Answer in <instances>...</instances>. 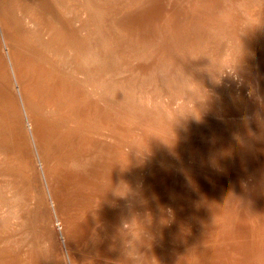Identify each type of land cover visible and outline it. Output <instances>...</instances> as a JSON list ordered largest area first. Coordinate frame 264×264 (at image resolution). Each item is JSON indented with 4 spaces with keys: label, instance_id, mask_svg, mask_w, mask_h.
<instances>
[{
    "label": "rangeland",
    "instance_id": "1",
    "mask_svg": "<svg viewBox=\"0 0 264 264\" xmlns=\"http://www.w3.org/2000/svg\"><path fill=\"white\" fill-rule=\"evenodd\" d=\"M198 1L0 0V264H264V0Z\"/></svg>",
    "mask_w": 264,
    "mask_h": 264
},
{
    "label": "bare ground",
    "instance_id": "2",
    "mask_svg": "<svg viewBox=\"0 0 264 264\" xmlns=\"http://www.w3.org/2000/svg\"><path fill=\"white\" fill-rule=\"evenodd\" d=\"M21 1H22V0H21ZM185 1H186V0H185ZM199 1H200V0H199ZM199 1H198V2H199ZM214 1H215V0H214ZM218 1L220 2V0H218ZM228 1H229V0H228ZM207 2H208V0H207ZM236 2H237V1H236ZM18 3H19V2H18ZM188 3H189V2H188ZM231 3H232V2H231ZM190 4H191V3H190ZM199 4H200V3H199ZM201 4H202V3H201ZM220 4H221V3H220ZM225 4H226V3H225ZM228 4H229V3H228ZM234 4H235V3H234ZM184 5H186V4H184ZM184 5H182V6H184ZM218 5H219V4H218ZM209 6H210V5H209ZM233 6H234V5H233ZM25 7H26V6H25ZM185 7H186V6H185ZM202 7H203V6H202ZM207 7H208V6H207ZM225 7H226V6H225ZM22 8H23V5H22ZM123 8H124V7H123ZM186 8H187V7H186ZM205 8H206V7H205ZM229 8H230V7H229ZM234 8H235V7H234ZM17 9H18V8H17ZM127 9H128V8H127ZM15 10H16V7H15ZM120 10H121V8H120ZM157 10H158V9H157ZM157 10H156V11H157ZM181 10H182V9H181ZM194 10H195V9H194ZM209 10H210V9H209ZM28 11H29V10H28ZM226 11H227V10H226ZM236 11H237V10H236ZM31 12H32V11H31ZM192 12H193V11H192ZM192 12H191V14H192ZM196 12H197V11H196ZM201 12H203V11L201 10ZM218 12H219V11H218ZM17 13H18V12H17ZM29 13H30V11H29ZM180 13H181V12H180ZM198 13H199V11H198ZM213 13H214V12H213ZM216 13H217V11H216ZM225 13H226V12H225ZM225 13H224V15H225ZM241 13H242V12H241ZM15 14H16V13H15ZM18 14H19V13H18ZM26 14H27V13H26ZM191 14H190V15H191ZM200 14H202V13H200ZM204 14H205V13H204ZM209 14H210V13H209ZM196 15L198 16V14H196ZM215 15H216V14H215ZM217 15H218V14H217ZM224 15H223V14L221 15V13H220V17H223ZM19 16H20V15H19ZM165 16H166V15H165ZM192 16H193V15H192ZM227 16H230V14L227 15ZM190 17H191V16H190ZM220 17H219V18H220ZM225 17H226V15H225ZM231 17H233V16L231 15ZM20 18H23V17L21 16ZM159 18H160V17H159ZM160 19H161V18H160ZM165 19H166V18H165ZM189 19H190V18H189ZM217 19H218V17H217ZM221 19H222V18H221ZM221 19H220V20H221ZM225 19H226V18H225ZM234 19H235V18H234ZM23 20H24V19H23ZM34 20L36 21V17H35ZM194 20H195V18H194ZM215 20H216V18H215ZM218 20H219V19H218ZM223 20H224V18H223ZM3 21H4V20H3ZM196 21H197V20H196ZM226 21H228V20H226ZM23 22H24V21H23ZM30 22H31V21H30ZM187 22H188V21H187ZM213 22H214V20H213ZM213 22H212V23H213ZM218 22H219V21H218ZM218 22H217V23L215 22V24H219V23H221V22H219V23H218ZM228 22H229V21H228ZM235 22H236V21H235ZM248 22H249V21H248ZM20 23H21V22H20ZM77 23H78V22H77ZM81 23H82V22H81ZM154 23H155V22H154ZM169 23H170V22H169ZM223 23H224V22H222V24H223ZM225 23H226V22H225ZM31 24H32V23H31ZM31 24H30L29 26H31ZM186 24H187V23H186ZM229 24H230V23H229ZM24 25H25V24H24ZM26 25H27V24H26ZM41 25H43V24H41ZM80 25H81V24H80ZM190 25H191V24H190ZM195 25H196V24H195ZM227 25H228V23H227ZM186 26H187V25H186ZM188 26H189V25H188ZM196 26H197V25H196ZM215 26H218V25H215ZM220 26H221V25H220ZM33 27H34V26H33ZM127 27H128V26H127ZM178 27H179V26H178ZM191 27H192V26H191ZM194 27H195V26H194ZM202 27H203V26H202ZM222 27H223V25H222ZM224 27H227V26H224ZM24 28H25V27H24ZM40 28H41V27H40ZM44 28H45V26H44ZM119 28H120V27H119ZM162 28H163V27H162ZM185 28H188V27H185ZM197 28H198V27H197ZM3 29H4V28H3ZM6 29H7V28H6ZM54 29H55V28L53 27V30H54ZM226 29H227V28H226ZM226 29H225V30H226ZM31 30H32V29H31ZM40 30H42V28H41ZM79 30H80V29H79ZM157 30H158V29H157ZM157 30H156V31H157ZM177 30H178V29H177ZM177 30H176V31H177ZM182 30H183V29H182ZM185 30L187 31V29H185ZM194 30H195V29H194ZM206 30H207V29H206ZM229 30H230V29H229ZM4 31H5V30H4ZM10 31H11V30H10ZM33 31H34V30H33ZM47 31H48V28H47ZM188 31H189V30H188ZM197 31H198V30H197ZM219 31H220V30H219ZM7 32H8V31H7ZM34 32H35V31H34ZM38 32H39V31H38ZM53 32H54V31H53ZM83 32H84V31H83ZM165 32H166V31H165ZM180 32H181V31H180ZM189 32H190V31H189ZM203 32H205V31H203ZM206 32H208V31H206ZM213 32H214V31H213ZM12 33H13V32H12ZM36 33H37V32H36ZM43 33H44V32H43ZM175 33H176V32H175ZM177 33H178V31H177ZM177 33H176V34H177ZM190 33H191V32H190ZM192 33H193V32H192ZM225 33H226V32H225ZM30 34H31V33H30ZM33 34H34V33H32V35H33ZM125 34H127V33H125ZM157 34H158V33H157ZM172 34H174V33L172 32ZM180 34H181V33H180ZM182 34H184L183 31H182ZM188 34H189V33H188ZM226 34H227V33H226ZM229 34H230V33H229ZM236 34H237V33H236ZM42 35H43V34H42ZM53 35H54V34H53ZM155 35H156V34H155ZM178 35H179V33H178ZM189 35H190V34H189ZM191 35H192V34H191ZM227 35H228V34H227ZM227 35H226V37H227ZM230 35H231V34H230ZM232 35H233V34H232ZM240 35H241V34H240ZM162 36H163V35H162ZM171 36H173V35H171ZM176 36H177V35H176ZM192 36H193V35H192ZM28 37H29V36H28ZM39 37H41V36H39ZM43 37H44V36H43ZM57 37H58V36H57ZM151 37H152V36H151ZM180 37H181V36H180ZM236 37H237V36H236ZM34 38H36V36H35ZM37 38H38V37H37ZM53 38H55V37H53ZM137 38H138V37H137ZM147 38H148V37H147ZM201 38H202V37H201ZM25 39H26V38H25ZM56 39H57V38H56ZM143 39H144V38H143ZM163 39H164V38H163ZM174 39H175V38H174ZM187 39H188V38H187ZM191 39H192V38H191ZM206 39H207V38H206ZM51 40H52V39H51ZM62 40H63V39H62ZM121 40H122V39H121ZM138 40H139V39H138ZM189 40H190V39H189ZM38 41H39V40H38ZM52 41H53V40H52ZM56 41L58 42V40H56ZM56 41H55V42H56ZM182 41H183V40H182ZM190 41H192V40H190ZM10 42H11V41H10ZM53 42H54V41H53ZM62 42L64 43V41H62ZM62 42H61V43H62ZM71 42H73V41H71ZM144 42H146V41H144ZM193 42H194V41H193ZM235 42H236V41H234V43H235ZM28 43H29V42H28ZM34 43H35V42H34ZM40 43H41V42H40ZM66 43H68V42H66ZM132 43H133V42H132ZM180 43H181V42H180ZM189 43H190V42H189ZM13 44H14V43H13ZM52 44H53V43H52ZM181 44H182V43H181ZM8 45H9V43H8ZM66 45H67V44H66ZM191 45H192V44H191ZM191 45H190V47H191ZM40 46H41V45H40ZM193 46H194V45H193ZM235 46H236V44H235ZM14 47H15V46H14ZM52 47H53V46H52ZM72 47H73V46H72ZM48 48H49V47H48ZM66 48H67V47H66ZM76 48H77V47H76ZM201 48H202V47H201ZM15 49H16V48H15ZM18 49H19V48H18ZM71 49H72V48H71ZM130 49H131V48H130ZM55 50H56V49H54L53 52H54ZM142 50H143V49H142ZM183 50H184V49H183ZM189 50H190V49H189ZM48 51H49V49H47V52H48ZM74 51H75V50H74ZM162 51H163V50H162ZM177 51H179V50H177ZM194 51H195V49H194ZM16 52H17V51H16ZM45 52H46V50H45ZM55 54H56V53H55ZM52 55H53V54H52ZM60 55H61V54H60ZM69 55H70V54H69ZM188 55H189V54H188ZM77 56H78V55H77ZM184 56H185V55H184ZM227 56H228V55H227ZM16 57H17V56H16ZM47 57H48V56H47ZM57 57H58V56H57ZM68 57H69V56H68ZM136 57H137V56H136ZM59 58H60V57H59ZM61 58H62V56H61ZM140 58H141V57H140ZM169 58H170V57H169ZM56 59H57V58H56ZM56 59H55V60H56ZM67 59H69V58H67ZM221 60H222V59H221ZM1 61H2V60H1ZM28 61H29V60H28ZM66 61H67V60H66ZM66 61H64V63H65ZM195 61H196V60H195ZM54 62L56 63V61H54ZM69 62H70V61H69ZM164 62H165V61H164ZM219 62H220V61H219ZM1 63H2V62H1ZM14 63H15V62H14ZM19 63H20V62H19ZM45 63H46V62H45ZM104 63H105V62H104ZM34 64H35V63H34ZM56 64H57V63H56ZM70 64H71V63H70ZM70 64H69V65H70ZM176 64H177V63H176ZM185 64H186V63H185ZM0 65H1V64H0ZM15 65H17V64H15ZM95 65H96V64H95ZM99 65H100V64H99ZM13 66H14V65H13ZM25 66H26V65H25ZM107 66H108V65H107ZM3 67H4V66H3ZM3 67H2V68H3ZM221 67H222V66H221ZM23 68H24V67H23ZM62 68H63V67H62ZM66 68H67V67H66ZM189 68H190V67H189ZM217 68H218V67H217ZM224 68H225V67H224ZM14 69H15V68H14ZM55 69H56V68H55ZM88 69H89V67H88ZM40 70H41V69H40ZM73 70H74V69H73ZM91 70H92V69H91ZM0 71H1V70H0ZM57 71H58V70H57ZM64 71H65V70H64ZM66 71H67V69H66ZM66 71H65V74H66ZM68 71H69V70H68ZM68 71H67V72H68ZM78 71H79V70H78ZM224 71H225V70H224ZM49 72H50V71H49ZM70 72H71V71H70ZM73 72H74V71H73ZM75 72H76V71H75ZM169 72H170V71H169ZM47 73H48V72H47ZM79 73H80V72H79ZM56 74H58V73H56ZM68 74H69V73H68ZM68 74H67V75H68ZM77 74H78V73H77ZM77 74H76V75H77ZM80 74H81V73H80ZM8 75H9V74H8ZM61 75H62V74H61ZM74 76H75V75H74ZM67 77H68V76H67ZM79 77H80V76H79ZM137 77H138V76H137ZM9 78H10V77H9ZM76 78H77V77H76ZM82 78H83V77H82ZM102 78H103V77H102ZM77 79H78V78H77ZM69 80H70V79H69ZM75 81H76V80H75ZM61 82H62V80H61ZM70 82H71V81H70ZM80 82H81V81H80ZM86 82H88V81L86 80ZM59 83H60V82H59ZM128 83H129V82H128ZM20 84H21V83H20ZM38 84H39V83H38ZM45 84H46V83H45ZM78 84H79V83H78ZM80 84H81V83H80ZM83 84H84V82H83ZM183 84H184V83H183ZM4 85H5V84H4ZM39 85H40V84H39ZM56 85H58V84H56ZM61 85H62V83H61ZM63 85H64V84H63ZM70 85H71V84H70ZM35 86H36V85H35ZM40 86H41V85H40ZM84 86H85V85H84ZM100 86H101V85H100ZM120 86H121V85H120ZM7 87H8V86H7ZM66 87H67V86H66ZM66 87H65V88H66ZM88 87H89V86H88ZM105 87H106V86H105ZM122 87H123V86H122ZM72 88H73V87H72ZM221 88H222V87H221ZM6 89H7V88H6ZM23 89H24V88H23ZM79 89H80V88H79ZM110 89H111V88H110ZM118 89H119V88H118ZM43 90H44V88H43ZM107 90H108V89H107ZM112 90H113V89H112ZM40 91H41V90H40ZM70 91H72V90H70ZM86 91H87V90H86ZM182 91H183V90H182ZM0 92H1V91H0ZM28 92H29V91H28ZM31 92H32V91H31ZM31 92H30V93H31ZM49 92H50V90H49ZM2 93H3V92H2ZM11 93H12V92H11ZM22 93H23V92H22ZM72 93H73V92H72ZM89 93H90V92H89ZM12 94H13V93H12ZM12 94H11V95H12ZM31 94H33V93H31ZM33 95H34V94H33ZM73 95H75V94H73ZM31 96H32V95H31ZM37 96H38V95H37ZM5 97H6V96H5ZM25 97H26V96H25ZM97 97H98V96H97ZM57 98H58V97H57ZM62 98H63V97H62ZM73 98H74V97H73ZM73 98H72V99H73ZM99 98H100V97H99ZM33 99H34V98H33ZM54 99H55V98H54ZM63 99H64V98H63ZM97 99H98V98H97ZM9 100H10V99H9ZM14 100H15V99H14ZM24 100H25V98H24ZM67 100H68V99H67ZM69 100H70V99H69ZM88 100H89V98H88ZM98 100H99V99H98ZM76 101H78V100H76ZM76 101H74V102H76ZM85 101H86V100H85ZM89 101H90V100H89ZM105 101H106V100H105ZM7 102H8V100H7ZM29 102H30V101H29ZM68 102H69V101H68ZM74 102H73V103H74ZM35 103H36V102H35ZM63 103H64V102H63ZM77 103H78V102H77ZM91 103H92V102H91ZM64 104H67V102L64 103ZM68 104H69V103H68ZM68 104H67V105H68ZM74 104H75V103H74ZM1 105H2V104H1ZM3 105H4V103H3ZM67 105H66V106H67ZM69 105H70V104H69ZM79 105H80V104H79ZM48 106H49V105H48ZM58 106H59V105H58ZM63 106H64V105H63ZM50 107H51V106H50ZM54 107H55V106H54ZM61 107H62V106H61ZM70 107H71V106H70ZM70 107H69V108H70ZM90 107H91V106H90ZM51 108H52V107H51ZM63 108H64V107H63ZM74 108H75V107H74ZM39 109H40V108H39ZM56 109H57V108H56ZM59 109H60V108H59ZM66 109H67V108H66ZM72 109H73V108H72ZM79 109H80V108H79ZM86 109H87V108H86ZM86 109H85V110H86ZM11 110H12V109H11ZM32 110H33V109H32ZM67 110H68V109H67ZM70 110H71V109H70ZM74 110H75V109H74ZM77 110H78V109H77ZM81 110H82V109H81ZM90 110H92V109H90ZM90 110H88V112H87V111H86V112L89 113ZM13 111H14V110H13ZM75 111H76V110H75ZM79 111H80V110H79ZM82 111H83V110H82ZM82 111H81V112H82ZM98 111H99V110H98ZM5 112H6V109H5ZM8 112H9V111H8ZM11 112H12V111H11ZM28 112H29V111H28ZM36 112H37V111H36ZM64 112H65V110H64ZM64 112H63V113H64ZM77 112H78V111H77ZM84 112H85V111H84ZM84 112H83V113H84ZM86 112H85V114H86V116H87V113H86ZM34 113H35V112H34ZM60 113H61V109H60ZM72 113H73V112H72ZM75 113H76V112H75ZM7 114H8V113H7ZM17 114H18V113H17ZM85 114H84V115H85ZM90 114H92L91 111H90ZM90 114H89V115H90ZM9 115H10V114H9ZM52 115H53V114H52ZM55 115H56V114H55ZM57 115H58V114H57ZM64 115H65V113H64ZM67 115H68V114H67ZM67 115H66V117H67ZM69 115H70V112H69ZM69 115H68V116H69ZM75 115H76V114H75ZM77 115H78V114H77ZM80 115H81V114H80ZM101 115H102V114H101ZM2 116H3V115H2ZM30 117H31V116H30ZM52 117H53V116H52ZM79 117H80V116H78V118H79ZM82 117H83V115H82ZM101 117H102V116H101ZM103 117H104V116H103ZM1 118H2V117H1ZM5 118H6V117H5ZM36 118H37V117H36ZM70 118H71V117H70ZM107 118H108V117H107ZM6 120H7V119H6ZM64 120H65V119H64ZM69 120H70V119H69ZM90 120H91V119H90ZM52 121H53V120H52ZM59 121H60V120H59ZM2 122H3V121H2ZM7 122H8V121H7ZM61 122H62V121H61ZM5 123H6V121H5ZM63 123H64V122H63ZM72 123H74V122H72ZM77 123H78V122H77ZM82 123H83V122H82ZM93 123H94V122H93ZM102 123H103V122H102ZM57 124H59V123H57ZM69 124H70V123H69ZM74 124H75V123H74ZM80 124H81V123H80ZM100 124H101V123H100ZM0 125H1V124H0ZM8 125L10 126V124H8ZM8 125H7V126H8ZM53 125H54V124H53ZM64 125H65V124H64ZM76 125H78V124H75V126H74L75 128L77 127ZM87 125H88V124H87ZM5 126H6V125H5ZM55 126H56V125H55ZM66 126H67V125H66ZM82 126H83V125H82ZM84 126H85V125H84ZM93 126H94V125H93ZM102 126H103V125H102ZM61 127H63V126H61ZM88 127H89V126H88ZM95 127L97 128V126H95ZM0 128H1V127H0ZM57 128H58V127H57ZM75 128H74V129H75ZM12 129H13V128H12ZM68 129H69V128H68ZM77 129H78V128H77ZM94 129H95V128H94ZM105 129H106V128H105ZM7 130H8V129H7ZM55 130H56V128H55ZM58 130H59V129H58ZM70 130H71V128H70ZM70 130H69V131H70ZM78 130H81V128H79ZM78 130H77V131H78ZM87 130H89V129H87ZM17 131H19V130H17ZM62 131H63V130H62ZM71 131H73V129H72ZM82 131H83V130H82ZM97 131H98V130H97ZM101 131L103 132V130H101ZM14 132H15V131H14ZM87 132H88V131H87ZM108 132H109V131H108ZM74 133H75V132H74ZM79 133H80V131H79ZM84 133H86V131H85ZM84 133H83V136H84ZM97 133H98V132H97ZM20 134H21V133H20ZM47 134H48V133H47ZM51 134H53V133L51 132ZM51 134H50V135H51ZM77 134H78V133H77ZM11 135H12V134H11ZM66 135H67V134H66ZM72 135H73V134H72ZM78 135H79V134H78ZM81 135H82V134H81ZM87 135H88V133H87ZM90 135H91V134H90ZM1 136H2V135H1ZM1 136H0V137H1ZM16 136H17V135H16ZM47 136H48V135H47ZM88 136H89V135H88ZM93 136H94V134H93ZM95 136H96V135H95ZM97 136H99V135H97ZM102 136H103V135H102ZM68 137H70V136H68ZM73 137H74V136H72V139H73ZM80 137H81V136H80ZM86 137H87V136H86ZM90 137H91V136H90ZM90 137H89V138H90ZM104 137H105V136H104ZM114 137H115V136H114ZM48 138H49V137H48ZM63 138H64V137H62V140H63ZM74 138H75V137H74ZM76 138H78V137H76ZM59 139H60V138H59ZM69 139H70V138H68L67 140H69ZM101 139H102V138H101ZM104 139H105V138H104ZM56 140H58V139H56ZM62 140H61V142H63ZM76 140H77V139H76ZM81 140H83V138H82ZM88 140H89V139H88ZM98 140H99V138H98ZM79 141H80V139H79ZM92 141H93V139H92ZM117 141H118V140H117ZM64 142H65V141H64ZM67 142H68V141H67ZM71 142H72V141H71ZM110 142H111V141H110ZM220 142H221V141H220ZM52 143H53V142H52ZM58 143H59V140H58ZM77 143H79V142H77ZM82 143H83V142H82ZM82 143H81V144H82ZM85 143H86V142H85ZM88 143H89V141H88ZM216 143H217V142H216ZM0 144H2V142H1ZM21 144H22V143H21ZM69 144H70V143H69ZM73 144H74V143H73ZM73 144H72V145H73ZM93 144H94V143H93ZM108 144H109V143H108ZM7 145H8V144H7ZM16 145H18V144H16ZM42 145H43V144H42ZM57 145H58V144H57ZM70 145H71V144H70ZM72 145H71V146H72ZM89 145H90V144H89ZM96 145H97V144H96ZM1 146H2V145H0V147H1ZM82 146H83V145H82ZM2 147H3V146H2ZM85 147H86V146H85ZM56 148H57V147H56ZM2 149H3V148H2ZM2 149H1V150H2ZM42 149H43V148H42ZM84 149H85V148H84ZM95 149H96V147H95ZM4 150H5V148H4ZM59 150H60V149H59ZM5 151H6V150H5ZM5 151H1V152H5ZM43 151H44V150H43ZM60 151H61V150H60ZM1 152H0V153H1ZM82 152L85 153L84 151H82ZM86 152H87V151H86ZM5 153H6V152H5ZM9 153H10V151L8 152V154H9ZM91 153H92V152H91ZM8 154H7V155H8ZM50 154H51V153H50ZM55 154H56V153H55ZM70 154H71V153H70ZM85 154H86V153H85ZM56 155H57V154H56ZM67 155H68V154H67ZM1 156H2V155H1ZM3 156H4V155H3ZM48 156H49V155H48ZM54 156H55V155H54ZM54 156H53V157H54ZM61 156H63V155H61ZM64 156H65V155H64ZM8 157H9V156H8ZM8 157H7V158H8ZM55 157H56V156H55ZM2 158H3V157H2ZM2 158H0V159H2ZM9 158H10V157H9ZM57 159H58V158H57ZM70 159H71V158H70ZM7 160H9V159H7ZM12 160H13V159H12ZM12 160H11V161H12ZM25 160H26V159H25ZM9 161H10V160H9ZM11 161H10V163H11ZM20 161H21V160H20ZM4 162H5V161H4ZM6 163H7V162H6ZM56 165H57V164H56ZM67 165H68V164H67ZM8 166H9V165L7 164V167H8ZM10 166H11V165H10ZM10 166H9V167H10ZM22 166H23V165H22ZM12 167H13V166H12ZM12 167H11V168H12ZM57 167H58V166H57ZM0 168H1V167H0ZM11 168H10V170H11ZM22 169H23V168H22ZM54 169H55V168H54ZM120 169H121V168H120ZM12 170H13V169H12ZM15 170H16V169H15ZM56 170H57V169H56ZM59 170H60V168H59ZM3 171H4V170H3ZM5 171H6V170H5ZM5 171H4V173H7V174L9 173V172H5ZM7 171H8V170H7ZM47 171H48V170H47ZM1 172H2V169H1ZM12 172H13V171H12ZM14 172H15V171H14ZM14 172H13V174H15ZM16 172H17V171H16ZM4 173H2V176L6 175V174H4ZM0 174H1V173H0ZM3 174H4V175H3ZM130 174H131V173H130ZM9 175H10V173H9ZM18 175H19V174H18ZM18 175H15L14 178H16V176H18ZM0 176H1V175H0ZM11 176H13V175H11ZM26 176H27V175H26ZM29 176H30V175H29ZM19 177L21 178L20 175H19ZM23 177H24V176H23ZM63 177H64V176H63ZM3 178H4V177H3ZM6 178H7V177H6ZM12 178H13V177H12ZM12 178H11V179H12ZM17 178H18V177H17ZM25 178L27 179L28 177H25ZM1 179H2V178H1ZM8 179H9V178H8ZM29 179H30V178H29ZM4 180H5V179H4ZM131 180H132V179H131ZM5 181H6V180H5ZM5 181H3V182L5 183ZM27 181H28V180H27ZM30 181H31V180H30ZM0 182H1V181H0ZM6 182H7V181H6ZM8 182H9V181H8ZM8 182H7V183H8ZM28 183H29V182H28ZM13 184H14V183H13ZM5 185H6V184H5ZM7 185H8V184H7ZM17 185H18V184H17ZM27 185H28V184H27ZM0 186H1V185H0ZM2 186H3V184H2ZM10 186H11V184H10ZM10 186H9V187H10ZM13 186H14V185H13ZM13 186H12V187H13ZM21 186H22V185H21ZM29 186H30V185H29ZM29 186H28V187H29ZM3 187H5V186H3ZM6 187H7V186H6ZM14 187H15V186H14ZM14 187H13V188H14ZM85 187H86V186H85ZM128 187H129V186H128ZM10 188H11V187H10ZM11 189H12V188H11ZM14 189H15V188H14ZM33 189H34V188H33ZM19 190H20V189H19ZM22 190H23V189H22ZM132 190H134V189H132ZM26 191H27V188H25V192H26ZM31 191H32V190H31ZM18 192H19V191H18ZM20 192H21V191H20ZM76 192H77V191H76ZM107 192H108V191H107ZM132 192H134V191H132ZM30 193L32 194V192H30ZM30 193H29V191H28V194H30ZM33 193H35V192H33ZM134 193H135V192H134ZM31 194H30L29 196H31ZM88 194H89V193H88ZM26 195H27V193H26ZM32 195H33V194H32ZM34 195H35V194H34ZM37 195H38V194H37ZM94 197H97V196H94ZM2 198H3V195L0 194V199H2ZM30 198L32 199V197H30ZM23 199H24V197H23ZM135 200H136V199H135ZM1 201H2V200H1ZM1 201H0V202H1ZM58 201H59V200H58ZM73 201H74V200H73ZM127 201H129V200H127ZM133 201H134V200H133ZM6 202H7V200H6V201L4 200V203H5V204H6ZM9 202H10V201H9ZM30 202H31V201H30ZM4 203L1 202L0 205H2V204L4 205ZM11 203H13V202H11ZM23 203H24V202H23ZM137 204H138V202H137ZM3 205L1 206V208L3 207ZM9 205H10V204H9ZM15 205H16V204H15ZM95 205H97V204H95ZM95 205H94V206H95ZM134 205H135V204H134ZM21 206L23 207V205H21ZM40 206H41V205H40ZM94 206H93V207H94ZM138 206H139V205H138ZM138 206H137V207H138ZM25 207H26V206H25ZM1 208H0V210H1ZM135 208H136V207H135ZM13 209H14V208H13ZM16 209H18V207H17ZM10 210H11V209H10ZM22 210H23V209H22ZM37 210H38V209H37ZM83 210H84V209H83ZM89 210H90V209H89ZM133 210H134V208H133ZM1 211H2V210H1ZM8 211H9V210H8ZM11 211H12V210H11ZM95 211H96V210H95ZM95 211H94V212H95ZM90 212H91V211H90ZM94 212H93V213H94ZM135 212H136V211H135ZM13 213H14V212H13ZM28 213H29V212H28ZM84 213H85V212H84ZM0 214H1V212H0ZM14 214H15V213H14ZM14 214H13V215H14ZM18 214H19V212H18ZM89 214H90V213H88V215H89ZM3 215H4V214H3ZM3 215H2V216L0 215L1 218L3 217ZM10 215H11V213H10ZM95 215H96V212H95ZM98 215H99V214H98ZM77 216H78V215H77ZM85 216H86V215H85ZM96 216H97V215H96ZM96 216H95V217H96ZM136 216H137V215H136ZM180 216H181V215H180ZM4 217H5V216H4ZM4 217H3V218H4ZM20 217H21V216H20ZM20 217H19V218H20ZM35 217H36V216H35ZM83 217H84V216H83ZM88 217H89V216H88ZM5 218H6V217H5ZM5 218L3 219V220H4L3 223L6 222V221H5L6 219H7V220L9 219V218H6V219H5ZM89 218H90V217H89ZM89 218H88V219H89ZM92 218H93V217H92ZM138 218H139V217H138ZM10 219H11V218H10ZM17 219H18V218H17ZM85 219H86V218H85ZM18 220H19V219H18ZM22 220H23V219H22ZM90 220L92 221V219H90ZM105 220H106V218H105ZM139 220H140V219H139ZM139 220H138V221H139ZM178 220H179V219H178ZM14 221H15V220H14ZM87 221H88L87 223H89V220H87ZM99 221H100V220H99ZM106 221H107V220H106ZM1 222H2V219L0 220V223H1ZM35 222L37 223V221H35ZM76 222H77V221H76ZM83 222H84V221H83ZM92 222H93V221H92ZM101 222H102V221H101ZM109 222H110V221H109ZM8 223L10 224V220H9L8 222H6L5 224H8ZM67 223H68V222H67ZM104 223H105V222H104ZM9 224H8V225H9ZM81 224H82V223H81ZM91 224H92V223H91ZM96 224H97V223H95V225H96ZM8 225H4V224L2 225V223L0 224L1 227L3 226V227H7V228H8ZM77 225H78V224H77ZM93 225H94V224H93ZM177 225H178V224H177ZM118 226H119V225H118ZM13 227H15V226H13ZM85 227H86V226H85ZM88 227H89V226H88ZM91 227H92V226H91ZM69 228H70V227H69ZM102 228H103V227H102ZM0 229H3V228H0ZM8 229H9V228H8ZM9 230H10V229H9ZM88 230H89V229H88ZM90 230H91V229H90ZM93 230H94V229H93ZM95 230H96V229H95ZM95 230H94V231H95ZM14 232H15V231H14ZM30 232H31V231H30ZM30 232H29V233H30ZM90 232H91V231H90ZM33 233H34V232H33ZM68 234H69V233H68ZM86 234H88V233H86ZM104 234H105V233H104ZM104 234H103V236H104ZM17 235H18V234H17ZM69 235H71V234H69ZM69 235H68V236H69ZM20 236H21V235H20ZM87 236H89V235H87ZM72 237H73V236H72ZM85 237H86V236H85ZM1 238H2V237H1ZM11 238H12V237H11ZM17 238H18V237H17ZM22 238H23V237H22ZM22 238H21V239H22ZM86 238H87V237H86ZM91 238H92V237H91ZM100 238H101V237H100ZM4 239H5V238H4ZM13 239H15V237H14ZM18 239H19V238H18ZM83 239H84V238H83ZM89 239H90V238H89ZM6 240H7V238H6ZM10 240H11V239H10ZM10 240H9V242H10ZM15 240H16V239H15ZM15 240H14V241L12 240L13 243L15 242ZM101 240H102V239H101ZM146 240H147V239H146ZM151 240H152V239H151ZM1 241H3V239H2ZM4 241H5V240H4ZM17 241H18V240H17ZM19 241H20V240H19ZM80 241H81V240H80ZM126 241H127V240H126ZM5 242H6V241H5ZM1 243H2V242H1ZM1 243H0V245H1ZM3 243H4V242H3ZM16 243H17V245H18V242H16ZM8 244L10 245L11 242L8 243ZM8 244H7V245H8ZM19 244H20V243H19ZM158 244H159V243H158ZM11 245H12V244H11ZM100 245H101V244H100ZM13 246H14V245H13ZM13 246H12V247H13ZM25 246H26V245H25ZM25 246H24V247H25ZM39 246H40V245H39ZM39 246H38V247H39ZM145 246H146V245H145ZM145 246H144V247H145ZM7 247H8V246H7ZM7 247H6V248H7ZM28 247H29V245L27 246V249H28ZM103 247H104V246H103ZM146 247H147V246H146ZM162 247H163V246H162ZM22 248H23V247H21L19 250H21ZM110 248H111V247H110ZM150 248H151V247H148L147 250H151ZM152 248H153V247H152ZM1 249H2V248H1ZM14 249H15V248H14ZM14 249H12V250H14ZM29 249H30V248H29ZM73 249H74V248H73ZM172 249H173V248H172ZM24 250H26V249H24ZM24 250H23V251H24ZM144 250H145V249H144ZM147 250H146V251H147ZM170 250H171V249H169V251H170ZM39 251H40V250H39ZM155 251H156V250H155ZM20 252H21V251H20ZM147 252H148V251H147ZM147 252H145V253H147ZM162 252H163V251H162ZM172 252H175V251L173 250ZM5 253H6V252H5ZM5 253L3 254L4 256H5ZM23 253H24V252H23ZM25 253L27 254L28 251L25 252ZM31 253H33V252H31ZM135 253H136V252H135ZM145 253H144V254H145ZM155 253H156V252H155ZM164 253H165V252H164ZM169 253H170V252H169ZM15 254H16V253H15ZM19 254H20V253H19ZM21 254H22V253H21ZM11 255H12V254H11ZM164 255H165V254H164ZM168 255H169V254H168ZM168 255H167V256H168ZM178 255H179V254H178ZM0 256H1V255H0ZM4 256H2V258H3ZM6 256H7V253H6ZM19 256H20V255H19ZM25 256H26V255H25ZM25 256H24V258H25ZM27 256H28V254H27ZM31 256H32V255H31ZM116 256H117V255H116ZM151 256H152V255H151ZM167 256H165V257H167ZM173 256H174V255H173ZM180 256H181V255H180ZM110 257H111V256H110ZM142 257H143V256H142ZM145 257H146V256H145ZM154 257H156V256H154ZM154 257H152V258H153V259H152L153 261H151V264H152V262H154V260H155ZM6 258H7V257H6ZM22 258H23V257H22ZM44 258H45V257H44ZM60 258H61V257H60ZM98 258H99V257H98ZM104 258H105V257H104ZM148 258H149V257H148ZM169 258H170V257H169ZM3 259H4V258H3ZM101 259H102V258H101ZM145 259H146V258H145ZM145 259H144V261H145ZM166 259H168V258H166ZM25 260H26V259H25ZM29 260H30V259H29ZM106 260H107V259H106ZM109 260H110V259H109ZM120 260H121V259H120ZM148 260H149V259H148ZM150 260H151V258H150ZM164 260H165V259H164ZM179 260H180V259H179ZM46 261H47V260H46ZM135 261H136V260H135ZM135 261H133V262H135ZM156 261H159L158 264H161V263H162V262L160 263V259L158 260V257L156 258ZM161 261H162V260H161ZM166 261H167V260H166ZM169 261H170V260H168V262H165V261H163V262H164L165 264H169V263L171 262V261H170V262H169ZM177 261H178V260H177ZM177 261H176V262H177ZM183 261H184V260H183ZM30 262H31V261H30ZM145 262H146V261H145ZM176 262H175V263H176ZM179 262H180V261H179ZM18 263H19V262H18ZM26 263H27V262H26ZM32 263H33V262H32ZM103 263H106V264H107L106 261L103 262ZM110 263H111V261H110ZM113 263H114V262H113ZM149 263H150V261H147L146 264H149ZM154 263H156V262H154ZM154 263H153V264H154ZM164 263H163V264H164ZM175 263H173V264H175ZM23 264H24V263H23ZM36 264H37V263H36ZM45 264H46V262H45ZM135 264H136V263H135ZM140 264H143V263L141 262ZM176 264H177V263H176ZM187 264H188V263H187Z\"/></svg>",
    "mask_w": 264,
    "mask_h": 264
}]
</instances>
